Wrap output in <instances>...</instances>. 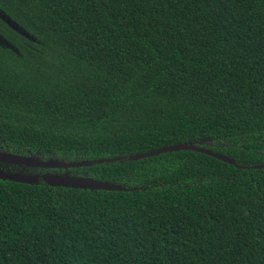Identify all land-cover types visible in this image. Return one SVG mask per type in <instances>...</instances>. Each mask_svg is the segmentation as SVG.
Masks as SVG:
<instances>
[{
	"label": "trees",
	"instance_id": "trees-1",
	"mask_svg": "<svg viewBox=\"0 0 264 264\" xmlns=\"http://www.w3.org/2000/svg\"><path fill=\"white\" fill-rule=\"evenodd\" d=\"M0 151L124 189L0 179V264H264V0H0Z\"/></svg>",
	"mask_w": 264,
	"mask_h": 264
},
{
	"label": "water",
	"instance_id": "water-1",
	"mask_svg": "<svg viewBox=\"0 0 264 264\" xmlns=\"http://www.w3.org/2000/svg\"><path fill=\"white\" fill-rule=\"evenodd\" d=\"M177 151H194L197 153H201L213 157L227 164L237 166L236 162L233 159L223 155L216 154L207 148L201 147L193 143H183V144L173 145L170 147H163V148L147 151L144 153L129 156L128 160L137 161V160L154 157L165 153L177 152ZM110 161L112 160L109 159L95 160V161L85 160L81 162L64 163L53 160L42 161L34 157L14 155L0 151L1 164L13 165L17 167H25L31 169L68 171L69 169H73V168L90 167L93 164H102L104 162H110ZM253 168L264 169V165H257ZM0 179L3 181L8 180L11 182L25 183L29 185H33V184L37 185L39 184V180L41 179L46 185L50 187H63V188L81 189V190H97V191L124 190L121 186L118 185L97 181L89 177L70 175L69 172H65L63 174H55L48 172L45 173L42 177H40L37 174L29 175L23 173H11L9 171L6 172L0 170Z\"/></svg>",
	"mask_w": 264,
	"mask_h": 264
},
{
	"label": "flooded vegetation",
	"instance_id": "flooded-vegetation-1",
	"mask_svg": "<svg viewBox=\"0 0 264 264\" xmlns=\"http://www.w3.org/2000/svg\"><path fill=\"white\" fill-rule=\"evenodd\" d=\"M12 166H13V165H12ZM62 171H63V170H62ZM45 173H48V172H44V173L41 174V175L39 174V176L42 177ZM49 173H54V172H49ZM63 173H65V172L63 171V172H60V173H57V174H63ZM55 174H56V173H55ZM69 174H70V173H69Z\"/></svg>",
	"mask_w": 264,
	"mask_h": 264
}]
</instances>
